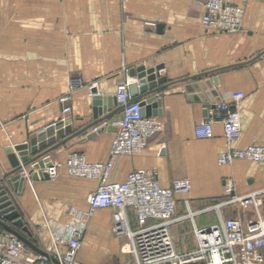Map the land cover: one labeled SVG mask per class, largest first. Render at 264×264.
<instances>
[{"label":"crops","instance_id":"1","mask_svg":"<svg viewBox=\"0 0 264 264\" xmlns=\"http://www.w3.org/2000/svg\"><path fill=\"white\" fill-rule=\"evenodd\" d=\"M206 1L0 0V178L10 170L6 146L23 144L28 134L35 136L63 120L58 99L70 92V78L84 80L71 94L67 116L79 130L92 121L93 88L116 96L132 68L164 65L161 75L170 85L157 94L152 108V117L164 126L143 153L116 157L109 181L124 182L141 169L156 171L163 187L188 179L190 191L176 195L177 213H187L186 200L192 211L206 212L174 226L181 253L197 248L195 225L206 228L219 222L214 205L223 204L225 218L246 224L260 216L264 221V163H218V156L229 149L264 146V0H227L243 5L245 17L240 31L222 35L202 27ZM201 74L203 81L219 78L214 89L222 101L234 92L245 93L237 106L242 132L231 144L222 114L210 109L205 117L202 105L189 98L188 86L199 82L190 79ZM206 118L213 120L214 136L199 139L195 128ZM112 140V133L103 130L92 139L74 138L46 158L61 164L57 178H29L24 192L13 194L16 210L41 248L50 243L43 228L46 220L70 222L68 208L87 210L88 196L99 187L97 180L70 175L67 158L80 152L90 162H107ZM227 186H233V193H227ZM249 194H260V202L247 207L230 202ZM129 215L135 222L132 210ZM112 227V209L98 210L87 220L81 264H135L127 238L116 236Z\"/></svg>","mask_w":264,"mask_h":264},{"label":"built area","instance_id":"2","mask_svg":"<svg viewBox=\"0 0 264 264\" xmlns=\"http://www.w3.org/2000/svg\"><path fill=\"white\" fill-rule=\"evenodd\" d=\"M244 17L243 5L227 0H207L201 24L204 30L217 35L232 34L241 30ZM146 25L156 27V24L151 22ZM136 82L138 80L135 78H127L118 88L116 97L119 104L124 106L122 116L112 124L105 122L93 129L94 132L102 129L112 133L109 160L104 163L90 162L86 155L80 152H72L67 158L65 166L70 175L97 180L99 187L88 196L87 210L68 208L73 217L70 222L46 220L43 228L49 232L50 243L42 249L58 260L59 264H81L78 255L87 220L98 210L112 209L113 233L118 237L127 238L129 252L134 256L135 264H264V221L260 216L244 224L238 219L225 218L221 211L223 204L214 205L211 210L217 212L219 222L206 228L195 225L197 248L181 253L173 237L174 226L186 219L194 221L196 215L206 212L192 211L190 202L186 200L187 213H177L176 195L190 191V181L175 180L170 187H163L156 171L144 169L132 171L124 182L109 181L115 158L143 153L150 138L164 126L160 119L143 116L140 103L132 102L130 86ZM69 85L70 92L58 99L65 115L62 122H67V116L72 112V92L84 86V80L79 76L72 77ZM244 98V92H234L230 100L216 103V108L212 109L222 114L225 136L230 144L238 139L242 132L237 106ZM212 122V119L207 118L197 125L196 137L212 138ZM56 124L49 127H55ZM238 160L264 163V146L253 144L244 149H229L218 156L220 165ZM60 166V163L53 162L43 172L53 180L57 178ZM233 190V186L226 188L228 194L233 193ZM259 195L249 194L230 202H240L244 207L257 205V202H260ZM129 210L133 211L135 222L131 220ZM35 242L38 244L36 240ZM0 264L55 263L48 257L34 252L13 234L2 230Z\"/></svg>","mask_w":264,"mask_h":264},{"label":"water","instance_id":"3","mask_svg":"<svg viewBox=\"0 0 264 264\" xmlns=\"http://www.w3.org/2000/svg\"><path fill=\"white\" fill-rule=\"evenodd\" d=\"M163 69L164 65H156L150 68L140 65L129 71V77L138 80L130 86L132 102L140 103L142 114L145 117L153 116L152 108L157 101V94L170 85L167 76L161 75ZM202 76L205 74L191 78V81L199 82L188 86L187 89L191 93L190 100L201 104L204 116L208 117L209 110L215 109L216 103L222 102L218 90L214 89V86H220V81L217 77L213 80L203 81ZM91 95L92 121L86 126L75 130L69 119L67 122L60 121L55 127L41 131L35 136L28 134L23 144L10 145L4 148L10 170L0 178V234L2 230L13 234L34 252L48 257L55 264H59L58 260L35 242L29 226L16 210L12 197L13 194L21 195L24 192L29 177L32 179H49L43 171L53 163L46 159L51 153L78 136L85 135L88 139L94 138L96 136V132L93 131L95 127L109 121L124 109L116 96L102 95L96 88L92 89Z\"/></svg>","mask_w":264,"mask_h":264},{"label":"rangeland","instance_id":"4","mask_svg":"<svg viewBox=\"0 0 264 264\" xmlns=\"http://www.w3.org/2000/svg\"><path fill=\"white\" fill-rule=\"evenodd\" d=\"M188 240H189L190 243H192V241H193V237H190ZM188 244H189V243H188Z\"/></svg>","mask_w":264,"mask_h":264}]
</instances>
